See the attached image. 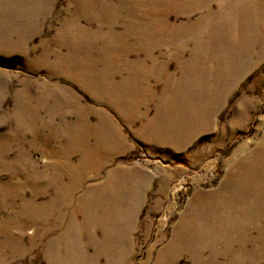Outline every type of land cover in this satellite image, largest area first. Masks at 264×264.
<instances>
[{"label":"rangeland","instance_id":"374dc122","mask_svg":"<svg viewBox=\"0 0 264 264\" xmlns=\"http://www.w3.org/2000/svg\"><path fill=\"white\" fill-rule=\"evenodd\" d=\"M0 264H264V0H0Z\"/></svg>","mask_w":264,"mask_h":264},{"label":"bare ground","instance_id":"6f19581e","mask_svg":"<svg viewBox=\"0 0 264 264\" xmlns=\"http://www.w3.org/2000/svg\"><path fill=\"white\" fill-rule=\"evenodd\" d=\"M261 5H263L261 2H259ZM204 116V114H202V117ZM234 169H238L237 173H233L230 175V177L232 178H239L237 181H233L231 182V184H235V187H247V182L246 181H251L252 183L256 182V177H250L249 175L245 176L244 173L242 174L238 165L234 167ZM231 200L234 199V196L231 195L229 197Z\"/></svg>","mask_w":264,"mask_h":264}]
</instances>
